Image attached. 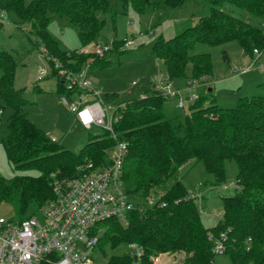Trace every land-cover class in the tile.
Segmentation results:
<instances>
[{"label":"trees","instance_id":"1","mask_svg":"<svg viewBox=\"0 0 264 264\" xmlns=\"http://www.w3.org/2000/svg\"><path fill=\"white\" fill-rule=\"evenodd\" d=\"M118 1L137 11L161 7L160 0ZM185 1L162 3L176 8ZM110 3L111 0H0V9L6 12V19L12 13L15 24L29 25L39 50L46 49L48 62L55 58L62 67L76 70L84 64L87 54L60 48L48 30L51 18L66 20L76 29L81 45L90 49L104 25L98 12L108 10ZM262 23L264 0H210L207 14L170 38L159 36L152 50L171 80L202 81L211 74L212 65L208 53H193L195 44L236 40L246 52L264 50ZM103 59L96 57L90 68ZM15 70L12 53L0 49V110L4 106L12 109L3 148L15 170L37 172L15 173L8 178L0 175V203H13L21 220L53 199L52 174L56 178L73 177L79 172L78 166L89 161L101 166L113 140L102 132L78 152L58 144L27 116V101L14 87ZM50 74L55 76L58 90L69 94L55 69ZM258 85L264 89V81ZM203 97L190 104L187 112L171 116L164 111L167 99L153 92L125 103L115 123L117 133L128 145L122 165L123 189L129 196L161 195L149 207L129 210L126 224L115 218L104 220L101 225L105 231L98 237L97 246L136 242L144 251L143 264H152L151 257L162 253L178 254L180 264H217L212 248L214 239L223 233L222 254L232 264H264V93L241 96L229 108L213 100L203 104ZM226 160L236 162L239 188L233 195L222 197L221 217L206 227L177 173L184 164L201 161L213 177L212 183L220 185L225 180ZM161 201L164 206L159 205ZM129 262V255L123 253L111 255L106 264ZM40 264L52 263L44 260Z\"/></svg>","mask_w":264,"mask_h":264},{"label":"rangeland","instance_id":"2","mask_svg":"<svg viewBox=\"0 0 264 264\" xmlns=\"http://www.w3.org/2000/svg\"><path fill=\"white\" fill-rule=\"evenodd\" d=\"M29 1L31 0H25ZM160 6L158 9L148 6L143 11H137L130 4L124 6L118 0H111L108 10L98 12V16L104 19V25L96 42L107 44L110 51L100 56L104 59L90 68L88 100H99L115 109L121 103L150 93L153 79L164 69L161 60L153 53V43L159 36L170 38L194 24L199 16L208 13L210 0H186L182 6L176 8L166 7L160 0ZM13 19L15 18L12 13H9L8 19H0V49L10 51L15 60L14 87L21 90L27 101L24 110L58 144L78 152L91 138L103 131L100 127L85 129L73 120L61 97L66 95L75 99L76 95L69 96L58 90L54 75L48 72L46 77L37 79L39 69H49V62L37 47L35 36L28 31L29 25H17ZM261 27L264 29V23ZM48 30L60 48L87 54L84 64L89 62L91 66V59L96 57L88 47L81 45L76 29L71 24L53 17ZM125 39L133 40L132 45L123 46ZM193 53H208L212 65L211 74L204 78L202 84L197 80L198 85L193 88L198 97L204 96L203 104L213 100L216 105L229 108L241 96L264 93L263 87L258 85L264 81V55L256 57L251 52H246L236 40L221 44L197 43L193 47ZM253 61L255 65L250 66L252 69L245 73L239 72L241 67L249 66ZM188 80L191 79L179 78L177 82L172 81L184 89ZM132 82L136 85H131ZM163 106L165 113L170 116L187 112L189 108L186 106L184 111L178 109L172 99H167ZM11 114L12 109L8 106L0 110V175L6 178L15 173L36 175L37 172L32 169L15 170L7 160L2 139ZM225 169V180L220 185L212 183L213 177L205 171L201 161L184 164L177 173L188 192L196 193L199 188L202 189L201 197L193 201L206 227L213 225L221 217L222 197L233 195L239 188L236 182V162L226 160ZM129 199L133 205L142 203L147 206L142 195H131ZM0 216L10 220L20 219L15 205L8 202L0 203ZM121 223L124 224L123 221ZM126 250L127 243L122 242L112 247L106 242L90 254L92 264L104 263L111 255H121ZM156 258L153 259L157 261L152 259V264L159 261L180 264L181 260L178 254L166 253L159 254ZM214 260L217 264H232L228 256L222 253H216Z\"/></svg>","mask_w":264,"mask_h":264},{"label":"built area","instance_id":"3","mask_svg":"<svg viewBox=\"0 0 264 264\" xmlns=\"http://www.w3.org/2000/svg\"><path fill=\"white\" fill-rule=\"evenodd\" d=\"M0 19H6V12L1 9ZM132 42L131 39H125L123 46H131ZM109 50L110 46L97 42L90 47L95 57ZM40 51L48 61L50 57L46 49L40 47ZM252 54L260 57L264 55V50L254 48ZM254 65L255 61L241 67L239 72L245 73ZM52 69H55L64 88L70 92L69 96L76 95L75 99L66 95L61 97L73 120L85 129L100 127L113 140V144L101 166L89 161L78 166L79 172L73 177L56 178L52 174L54 197L33 214L21 220L0 216V264H40L44 260L52 264H92L90 254L98 247V237L105 230L102 222L115 218L126 224V213L129 210L149 207L161 195L158 193L144 197L147 206L142 203L133 205L123 189L122 165L128 145L117 133L115 123L121 117L125 103L113 109L99 100L87 99L91 83L89 62L73 70L62 67L58 60L52 58L49 69H39L37 79L46 77ZM131 85L136 83L132 82ZM185 85L184 89L175 87L169 75L163 71L153 79L151 92L165 99H174L176 107L184 111L186 106L198 98L193 92L196 81L188 80ZM201 195V191L197 190L196 193L189 192L188 197L195 199ZM159 205L164 206L165 203L161 201ZM223 236L221 233L214 239V253L223 252ZM125 253L130 257L129 264H143L144 251L138 243H127Z\"/></svg>","mask_w":264,"mask_h":264},{"label":"crops","instance_id":"4","mask_svg":"<svg viewBox=\"0 0 264 264\" xmlns=\"http://www.w3.org/2000/svg\"><path fill=\"white\" fill-rule=\"evenodd\" d=\"M262 68H264V65L262 66ZM163 71H164V69H163ZM175 81L177 82V79H175ZM173 82V85L175 86V87H177V88H181V87H178L177 86V84L174 82V81H172ZM204 82V79L201 81V82H199V84H202ZM259 83H261V82H259ZM184 84H185V82H184ZM196 85H198V84H196ZM194 88V87H193ZM182 89V88H181ZM211 88H209V90H210ZM169 100V99H168ZM173 101H174V103H175V100L174 99H172ZM175 106H176V104H175ZM199 191H202V189H198ZM156 258V257H155ZM157 259V258H156ZM154 260V259H153ZM154 261H157V260H154ZM168 263V261H165V262H163V263H161L160 261L159 262H155L154 264H167Z\"/></svg>","mask_w":264,"mask_h":264}]
</instances>
